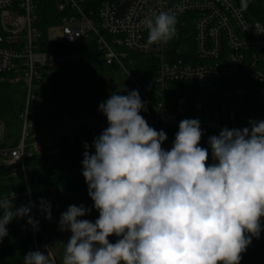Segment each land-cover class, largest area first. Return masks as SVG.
Wrapping results in <instances>:
<instances>
[{
    "label": "clouds",
    "instance_id": "9594fccd",
    "mask_svg": "<svg viewBox=\"0 0 264 264\" xmlns=\"http://www.w3.org/2000/svg\"><path fill=\"white\" fill-rule=\"evenodd\" d=\"M144 23L149 44L176 35L174 14H153ZM98 110L108 127L94 138V154L84 143L82 175L99 216L80 219L91 209L75 204L61 213L60 231L71 232L63 264H240L264 218V121L210 136L209 164L199 119L181 120L165 150L167 135L140 114L147 109L137 90L111 94ZM15 198L0 197V240L14 218L38 225L31 205L15 207ZM40 211L51 219L43 200ZM23 264L50 262L37 250Z\"/></svg>",
    "mask_w": 264,
    "mask_h": 264
},
{
    "label": "built area",
    "instance_id": "2783aa9c",
    "mask_svg": "<svg viewBox=\"0 0 264 264\" xmlns=\"http://www.w3.org/2000/svg\"><path fill=\"white\" fill-rule=\"evenodd\" d=\"M253 1L247 0V8L242 9V0H56L64 37L51 41L40 27L39 0H0V72L14 75L25 90L17 140L7 138V125L0 118V164L9 165L12 176L19 172L28 188L31 217L38 221L37 227L32 226L35 241L29 252L47 249L37 240L43 220L41 200L51 211L59 208V203L52 194L33 200L28 158L57 151L58 142L65 138L98 135L108 127L104 114L88 112L37 126L36 119L43 111L38 96L43 71L80 58L74 50L59 49V43L93 37L106 63L121 69L139 92L147 109L140 114L149 126L166 133L162 147L170 150L183 119H199L203 135L220 133L225 127H249L248 122L237 120L228 104L215 106L207 100L191 104L187 95H178L174 88L176 82L188 80L249 77L264 82V22L248 13ZM119 2H127L122 16L118 14ZM160 12L176 16V35L167 43L149 44L144 21ZM148 62L153 72L143 74L141 64ZM234 90L245 93V88ZM117 239L109 237L113 243ZM48 259L50 264H63V258Z\"/></svg>",
    "mask_w": 264,
    "mask_h": 264
},
{
    "label": "trees",
    "instance_id": "16d2710c",
    "mask_svg": "<svg viewBox=\"0 0 264 264\" xmlns=\"http://www.w3.org/2000/svg\"><path fill=\"white\" fill-rule=\"evenodd\" d=\"M40 27L45 31L58 22L59 14L56 0H39ZM248 13L264 22V0H254ZM61 50H74L80 58L61 68H46L41 76V87L38 91L43 103L42 114L36 119L37 126L48 125L62 121L66 115L78 112L103 114L98 110L100 103L106 101L103 97L102 72L106 67H112L102 57L101 50L93 37L74 42H60ZM147 60V59H144ZM143 74L152 73L149 62L141 64ZM14 75L0 72V118L7 125L9 119L16 120L20 125L18 113L25 98V90L19 79L11 81L7 77ZM245 88L244 94H236L235 88ZM174 92L187 95L191 104L197 100H207L215 106L223 103L234 109L239 122L264 121V82L253 78H224L218 82L203 80L178 81ZM11 118H7V117ZM98 135L80 134L73 138H65L58 142V150L46 154L29 157L28 174L33 200L43 195H53L59 203V208L51 211V219L43 215V222L65 244L71 236L69 231H60L61 213L69 205H84L91 209L90 213L80 219L94 222L99 213L93 207V201L88 196V186L82 175V160L84 143L87 142L90 153L94 154L92 143ZM219 133L203 135L200 146L208 149V163L212 164L211 148L208 138ZM17 140V139H16ZM10 166L0 164V197L9 196L15 192L13 201L15 207L30 205L27 185L18 172L10 175ZM2 211V210H0ZM2 215V213H0ZM31 216V212H30ZM28 217L14 218L6 227L8 235L1 240L0 264H23V257L33 248L35 236L33 227L27 223ZM37 240L45 244L44 237L37 232ZM240 264H264V229L261 228L259 238L253 237L251 244L242 253Z\"/></svg>",
    "mask_w": 264,
    "mask_h": 264
},
{
    "label": "rangeland",
    "instance_id": "374dc122",
    "mask_svg": "<svg viewBox=\"0 0 264 264\" xmlns=\"http://www.w3.org/2000/svg\"><path fill=\"white\" fill-rule=\"evenodd\" d=\"M50 27V26H49ZM45 30L51 41H61L64 37L62 26L58 22L53 23V25ZM7 76V75H6ZM5 77V74H4ZM11 81H15V78L7 77ZM102 82H103V97L107 100L109 96L113 93H118L121 95H127L130 91L136 90L132 82L126 79L124 73L121 69L116 66L106 67L102 72ZM11 118V117H7ZM21 133V125L13 119L7 121V138L9 140H14L19 137ZM11 169V168H10ZM39 232L44 237L45 246L47 249L43 251L48 257H54L56 260H62L65 254V244L61 239L41 220L39 222Z\"/></svg>",
    "mask_w": 264,
    "mask_h": 264
},
{
    "label": "water",
    "instance_id": "95a60500",
    "mask_svg": "<svg viewBox=\"0 0 264 264\" xmlns=\"http://www.w3.org/2000/svg\"><path fill=\"white\" fill-rule=\"evenodd\" d=\"M126 5H127V2H119V13H118L119 16H122Z\"/></svg>",
    "mask_w": 264,
    "mask_h": 264
}]
</instances>
